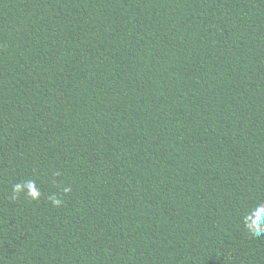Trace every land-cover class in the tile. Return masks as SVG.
Returning a JSON list of instances; mask_svg holds the SVG:
<instances>
[{
    "label": "trees",
    "instance_id": "16d2710c",
    "mask_svg": "<svg viewBox=\"0 0 264 264\" xmlns=\"http://www.w3.org/2000/svg\"><path fill=\"white\" fill-rule=\"evenodd\" d=\"M248 218L264 0H0V264H264Z\"/></svg>",
    "mask_w": 264,
    "mask_h": 264
},
{
    "label": "clouds",
    "instance_id": "9594fccd",
    "mask_svg": "<svg viewBox=\"0 0 264 264\" xmlns=\"http://www.w3.org/2000/svg\"><path fill=\"white\" fill-rule=\"evenodd\" d=\"M22 191L25 192V194L33 200L38 199L41 195L40 189L35 185V181L29 180L24 183L17 182L13 184L10 199L16 200L18 198V194ZM64 191L68 192L70 191V188H65ZM49 200L54 207H59L62 204V201L55 197H49ZM245 226L248 231L254 236L259 237L264 235V224L257 225L256 220L248 218V220L245 221Z\"/></svg>",
    "mask_w": 264,
    "mask_h": 264
}]
</instances>
